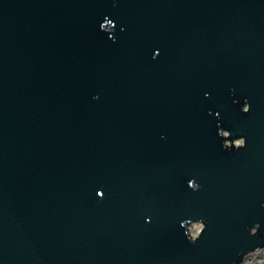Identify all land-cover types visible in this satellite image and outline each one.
Wrapping results in <instances>:
<instances>
[{
    "label": "water",
    "instance_id": "95a60500",
    "mask_svg": "<svg viewBox=\"0 0 264 264\" xmlns=\"http://www.w3.org/2000/svg\"><path fill=\"white\" fill-rule=\"evenodd\" d=\"M262 248L264 0H0V264Z\"/></svg>",
    "mask_w": 264,
    "mask_h": 264
},
{
    "label": "rangeland",
    "instance_id": "374dc122",
    "mask_svg": "<svg viewBox=\"0 0 264 264\" xmlns=\"http://www.w3.org/2000/svg\"><path fill=\"white\" fill-rule=\"evenodd\" d=\"M236 142L239 143L240 140H237ZM192 226L197 227L193 229ZM198 226L201 228L203 227L202 223L200 222H195L189 227V230L193 236H197L199 234ZM240 264H264V248L249 253L244 257Z\"/></svg>",
    "mask_w": 264,
    "mask_h": 264
},
{
    "label": "bare ground",
    "instance_id": "6f19581e",
    "mask_svg": "<svg viewBox=\"0 0 264 264\" xmlns=\"http://www.w3.org/2000/svg\"><path fill=\"white\" fill-rule=\"evenodd\" d=\"M193 227V229L194 228H196L197 226H192ZM201 230V227L200 226H198V231H200Z\"/></svg>",
    "mask_w": 264,
    "mask_h": 264
},
{
    "label": "flooded vegetation",
    "instance_id": "af4514ba",
    "mask_svg": "<svg viewBox=\"0 0 264 264\" xmlns=\"http://www.w3.org/2000/svg\"><path fill=\"white\" fill-rule=\"evenodd\" d=\"M235 143H236V141H235ZM242 143H243V141L240 140V142L239 143H236V145H241Z\"/></svg>",
    "mask_w": 264,
    "mask_h": 264
},
{
    "label": "built area",
    "instance_id": "2783aa9c",
    "mask_svg": "<svg viewBox=\"0 0 264 264\" xmlns=\"http://www.w3.org/2000/svg\"><path fill=\"white\" fill-rule=\"evenodd\" d=\"M237 141V140H236ZM237 143V142H236ZM200 232V231H199Z\"/></svg>",
    "mask_w": 264,
    "mask_h": 264
}]
</instances>
